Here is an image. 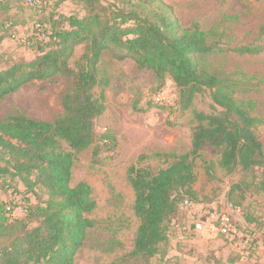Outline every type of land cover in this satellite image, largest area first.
<instances>
[{
	"label": "trees",
	"instance_id": "obj_1",
	"mask_svg": "<svg viewBox=\"0 0 264 264\" xmlns=\"http://www.w3.org/2000/svg\"><path fill=\"white\" fill-rule=\"evenodd\" d=\"M66 2L82 5L85 15L59 13ZM22 3L32 11L33 24L48 25L51 34L43 40L27 37L35 57L0 69V101L31 82L57 75L72 80L73 87L61 95L63 112L53 122L22 113L0 120V162L4 163L0 190L18 192L23 186L25 195L43 189L48 196L25 206L22 217L12 216L7 203H0V264H73L88 231L95 227L89 217L97 207L92 188L85 182L72 186L71 181L81 154L92 150L96 160L115 145L109 131L100 135L96 131V122L106 111L109 79L100 72L106 52L113 60L131 59L140 70L152 72L160 92L171 79L177 92L173 106L181 111L189 110L207 91L215 110L195 113L199 125L192 149L176 156L168 168L156 174L136 165L128 169L139 221L132 256L140 264H167L169 223L185 200L193 203L197 198L195 160L204 147L222 149L219 166L229 173L264 170L257 133L263 121L253 116L255 102L238 101L240 81L214 74L202 64L207 56L219 54L221 47L198 23L182 27L164 0H58L43 12ZM9 9L7 2L0 1V10ZM17 27L13 21L0 24L10 38ZM80 46L84 52L72 66ZM262 51L264 46L235 49L241 55ZM160 92L153 98L155 105ZM258 186L264 191V176ZM229 204L241 209L244 220L242 207ZM156 256L161 260L153 263Z\"/></svg>",
	"mask_w": 264,
	"mask_h": 264
},
{
	"label": "rangeland",
	"instance_id": "obj_2",
	"mask_svg": "<svg viewBox=\"0 0 264 264\" xmlns=\"http://www.w3.org/2000/svg\"><path fill=\"white\" fill-rule=\"evenodd\" d=\"M0 1L10 7L0 10V24L13 21L20 28L19 34L29 35L35 20L32 11L22 0ZM164 1L182 27L198 23L211 33L212 42L221 47L219 54L207 56L202 64L214 74L240 81L241 88L235 94L238 101L255 102L253 116L263 121L257 133L264 151V51L257 55L235 52L241 46H264V0ZM57 2L52 0L50 7ZM61 11L85 15L83 6L73 2L63 3ZM83 52L84 46L76 48L72 66ZM35 55L33 49L7 37L0 29V69L30 61ZM100 72L109 79V85L105 88L106 111L96 122V131L98 135L109 131L116 141L96 160L89 150L75 163L71 185L87 183L97 207L89 216L96 225L88 231V239L73 264H140L132 256L139 221L134 215L135 193L128 169L136 165L156 174L168 168L176 156L192 149L193 134L199 125L195 113L211 114L215 110L208 91L198 95L187 111L169 104L155 105L153 98L160 90L154 74L140 70L131 59L116 61L106 52ZM72 87V80L60 75L31 82L0 101V120L22 113L53 122L63 112L61 95ZM160 93L170 99L176 97L171 79L167 78ZM221 153L222 149L206 146L196 158L197 198L192 201L196 209L205 206L217 212V216L226 207L229 209V203L240 205L244 220L241 216L235 220L241 236L231 242L217 230L196 231L191 215L181 209L169 223L170 243L164 257L167 264H264V191L258 186L264 170L229 173L219 166ZM24 191L23 186L18 192L0 190V203H7L12 216L22 217L25 206L48 198L43 189L34 195H25ZM160 260L156 256L152 262Z\"/></svg>",
	"mask_w": 264,
	"mask_h": 264
},
{
	"label": "built area",
	"instance_id": "obj_3",
	"mask_svg": "<svg viewBox=\"0 0 264 264\" xmlns=\"http://www.w3.org/2000/svg\"><path fill=\"white\" fill-rule=\"evenodd\" d=\"M23 2L33 10L43 12L45 8L51 6L52 0H23ZM58 12L64 14L61 8ZM32 27V32L26 37L18 33L20 28H16L12 32L11 38L18 39L23 46L30 48V45L27 43V37L36 36L40 40H43L47 39L46 34H51V29L48 25L35 23ZM175 100L176 97L170 99L169 97H165L164 93H160L155 97V102L159 105H173ZM228 207L230 210L226 207V210L217 216V212L209 210L205 206L196 209V206L188 199L181 205V209L188 212L194 220L196 231L217 230L225 239L232 242L241 236V232L236 223L237 221L235 220V217L241 216V209L232 205H228ZM8 209L10 210V208Z\"/></svg>",
	"mask_w": 264,
	"mask_h": 264
}]
</instances>
